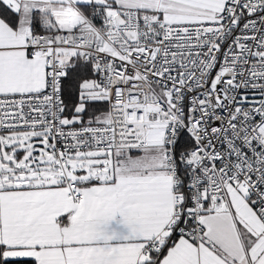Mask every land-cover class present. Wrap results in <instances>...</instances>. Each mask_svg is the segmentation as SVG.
<instances>
[{"label": "snow or ice", "instance_id": "1", "mask_svg": "<svg viewBox=\"0 0 264 264\" xmlns=\"http://www.w3.org/2000/svg\"><path fill=\"white\" fill-rule=\"evenodd\" d=\"M0 264H264V0H0Z\"/></svg>", "mask_w": 264, "mask_h": 264}]
</instances>
